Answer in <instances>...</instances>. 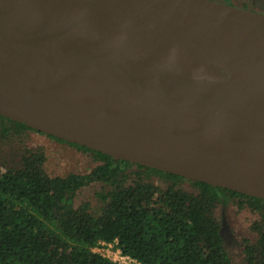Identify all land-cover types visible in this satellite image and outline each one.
Returning <instances> with one entry per match:
<instances>
[{"label":"water","instance_id":"obj_1","mask_svg":"<svg viewBox=\"0 0 264 264\" xmlns=\"http://www.w3.org/2000/svg\"><path fill=\"white\" fill-rule=\"evenodd\" d=\"M0 115L264 200V13L219 0H0Z\"/></svg>","mask_w":264,"mask_h":264},{"label":"trees","instance_id":"obj_2","mask_svg":"<svg viewBox=\"0 0 264 264\" xmlns=\"http://www.w3.org/2000/svg\"><path fill=\"white\" fill-rule=\"evenodd\" d=\"M34 134L47 135L0 115V264H122L95 250L101 242L143 264H264L263 199L47 135L92 163L53 175ZM93 185L100 209L77 201ZM229 205L255 216L242 262L225 243L220 211Z\"/></svg>","mask_w":264,"mask_h":264},{"label":"rangeland","instance_id":"obj_3","mask_svg":"<svg viewBox=\"0 0 264 264\" xmlns=\"http://www.w3.org/2000/svg\"><path fill=\"white\" fill-rule=\"evenodd\" d=\"M229 1L233 2L234 5L245 4L247 6L253 7L256 11L264 13V0ZM33 142L46 147L49 158L47 169L53 175H66L73 171L85 172L92 167L91 161L85 154L79 152L77 149L67 143L57 141L56 139L43 134H34ZM100 189V185H93L91 187L84 188L79 193L77 201H90L94 209H100L102 205L96 197V192ZM220 212L226 246L230 250L234 260L236 262H242L243 257L240 241L243 237L251 234L249 224L251 219H254L255 216H251L247 213H239L231 205L228 207H223ZM98 250L107 253L106 249L98 248ZM114 250H116V248H113V251Z\"/></svg>","mask_w":264,"mask_h":264},{"label":"built area","instance_id":"obj_4","mask_svg":"<svg viewBox=\"0 0 264 264\" xmlns=\"http://www.w3.org/2000/svg\"><path fill=\"white\" fill-rule=\"evenodd\" d=\"M98 248L106 249L107 253L99 251ZM113 248H116V250L113 251ZM95 250L101 253L103 256L108 257L111 260L118 262V263L143 264L138 259L123 253V251L117 246L115 242H101V244L97 246Z\"/></svg>","mask_w":264,"mask_h":264},{"label":"flooded vegetation","instance_id":"obj_5","mask_svg":"<svg viewBox=\"0 0 264 264\" xmlns=\"http://www.w3.org/2000/svg\"><path fill=\"white\" fill-rule=\"evenodd\" d=\"M223 2H227V3H230V1L228 0H223ZM231 4H233V2H231ZM235 5H237V6H241V7H245V8H248V9H252V10H254V8L253 7H250V6H245V4L244 5H238V4H235ZM256 11V10H255Z\"/></svg>","mask_w":264,"mask_h":264}]
</instances>
